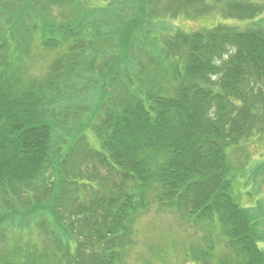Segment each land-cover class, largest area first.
I'll use <instances>...</instances> for the list:
<instances>
[{"label": "trees", "instance_id": "1", "mask_svg": "<svg viewBox=\"0 0 264 264\" xmlns=\"http://www.w3.org/2000/svg\"><path fill=\"white\" fill-rule=\"evenodd\" d=\"M215 7L251 22L148 39L162 17ZM263 10L264 0H0V223L51 228L43 246L4 249L0 264H122L153 205L208 226L187 253L196 264H264L262 209L231 194L233 149L264 133ZM31 46L52 54L39 77ZM142 48L146 65L135 62ZM97 55L107 60L85 74L94 95L77 114V75Z\"/></svg>", "mask_w": 264, "mask_h": 264}, {"label": "rangeland", "instance_id": "2", "mask_svg": "<svg viewBox=\"0 0 264 264\" xmlns=\"http://www.w3.org/2000/svg\"><path fill=\"white\" fill-rule=\"evenodd\" d=\"M87 1L90 4L104 5L109 0ZM84 2L87 5L86 1ZM261 15H264V10ZM259 17L260 15H257L254 18ZM250 22L251 19H241L228 15L224 12L222 7H215L214 9L208 10L207 14H203L202 16L200 15L199 17H185L181 14L177 17H162L156 21L155 24L150 25V29L153 33L151 32L149 34L148 39L157 42L153 39L154 35L157 34L158 39L161 42L162 38L167 33L173 34L177 31L192 32L195 30L213 27L218 23L245 28V26ZM146 41L147 40L144 39V43ZM31 49L32 50L29 52L31 57L27 63L30 68V73H33V76L39 77L46 70L45 68L52 54H47L49 52L45 50L44 52L46 54L40 56V51L37 46H31ZM142 49L140 51L141 60L135 62L136 64L141 63L142 65H146V60H144L145 49L144 51ZM86 55L90 58L89 53H86ZM105 60H107V57L104 55H97L95 57L96 64L90 65L92 66L91 68L89 66V69H86L77 75L78 78H81L82 83L83 81L85 82V90L82 87V93L79 92L81 97L77 102L81 105L79 106V109H76V111H78L77 114L82 112L84 104L86 105L93 100L92 95L94 94L91 93L95 86H86L89 83L90 77L85 74L91 73L90 69L95 70V67L97 69L100 68L101 64L104 63ZM61 92L60 97H62L63 100V94L65 92ZM111 93L114 95L117 94L116 91H111ZM63 103L64 101H61L60 105ZM60 112L64 114V111ZM87 113H89V111ZM65 114L69 116L70 113L69 111H66ZM59 133L61 134V132ZM90 141L92 142L93 147L100 148L98 139H94L93 135H91ZM239 145L241 147L233 149L231 153V160L233 164V169L231 171V194L243 206L262 209V214L260 215V219L262 220L260 228L264 232V133H258L250 140L244 139ZM54 178L55 177H51V180ZM51 180L49 182H52ZM25 194L27 193H20V196L18 197L19 200L16 202L18 207L23 208V206H27V203L23 202ZM30 205L32 204L30 203ZM5 222L6 223L4 224L0 223V258L3 257L2 253L4 249L14 250L18 245H24L30 239L38 241V244L43 246V243L40 241L42 238L45 241L43 226L46 227L47 233L50 228V226H48V222L38 221L37 225L27 232L25 228L22 230L14 229L13 225H9L7 221ZM68 223V221H64V225H67ZM9 227L12 229H8ZM134 227V243L125 249L122 264H196L193 260H191L187 253L192 250V247L202 245L203 242H205L208 233H210L206 224L199 226L187 224V222L183 221L181 213L176 211L163 212L158 209L156 205H153L146 213L138 218ZM83 240L84 238L82 241ZM69 243L70 247L68 251L72 254L74 249L73 244L71 241H69ZM258 244L260 247L264 248L263 240L259 241ZM51 248L54 247H50V249ZM50 249L48 253L53 254ZM56 253H58V251ZM54 264L66 263L62 260L61 262L57 261ZM69 264L76 263L71 262Z\"/></svg>", "mask_w": 264, "mask_h": 264}]
</instances>
